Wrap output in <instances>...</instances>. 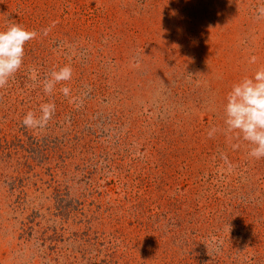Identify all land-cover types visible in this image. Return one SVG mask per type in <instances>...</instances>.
I'll return each mask as SVG.
<instances>
[{
  "label": "rangeland",
  "instance_id": "rangeland-1",
  "mask_svg": "<svg viewBox=\"0 0 264 264\" xmlns=\"http://www.w3.org/2000/svg\"><path fill=\"white\" fill-rule=\"evenodd\" d=\"M261 6L0 0V31L39 33L0 89V264H264V158L224 131L228 93L264 67Z\"/></svg>",
  "mask_w": 264,
  "mask_h": 264
},
{
  "label": "clouds",
  "instance_id": "clouds-1",
  "mask_svg": "<svg viewBox=\"0 0 264 264\" xmlns=\"http://www.w3.org/2000/svg\"><path fill=\"white\" fill-rule=\"evenodd\" d=\"M258 17L264 18V6L258 8ZM48 30H44L47 35ZM39 33L35 30L26 29L22 24H11L6 30L0 31V89L4 88L10 79L21 69L25 56V44L35 39ZM251 63L256 62L253 56ZM29 78L36 81L38 73L35 68L29 70ZM73 76V69L70 65H65L59 70H53L50 77L44 80L43 91L51 95L55 86L64 81H70ZM65 97L71 95V89L67 86L60 89ZM225 120L226 134L235 133L239 140L241 137L248 141L253 147L249 152L250 157L259 160L264 158V67L255 72L254 77H245L239 83L233 85L232 90L226 97ZM69 103H76V98L72 97ZM40 115L29 111L22 123L29 129L44 128L53 118L56 111L54 102L40 105ZM218 131L212 128L208 136L212 138ZM239 147V144L234 145ZM218 251V249H217Z\"/></svg>",
  "mask_w": 264,
  "mask_h": 264
}]
</instances>
